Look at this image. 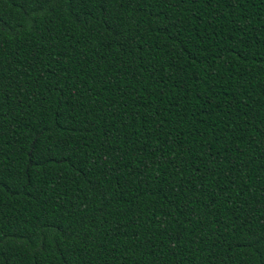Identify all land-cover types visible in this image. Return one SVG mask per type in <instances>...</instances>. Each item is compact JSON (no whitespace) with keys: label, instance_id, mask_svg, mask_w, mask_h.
Masks as SVG:
<instances>
[{"label":"trees","instance_id":"16d2710c","mask_svg":"<svg viewBox=\"0 0 264 264\" xmlns=\"http://www.w3.org/2000/svg\"><path fill=\"white\" fill-rule=\"evenodd\" d=\"M0 264H264V0H0Z\"/></svg>","mask_w":264,"mask_h":264}]
</instances>
